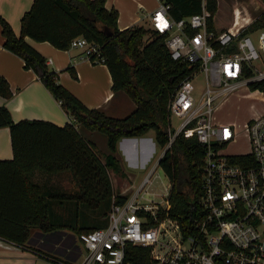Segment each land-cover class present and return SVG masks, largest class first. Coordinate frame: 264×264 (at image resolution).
Returning <instances> with one entry per match:
<instances>
[{"label":"trees","instance_id":"1","mask_svg":"<svg viewBox=\"0 0 264 264\" xmlns=\"http://www.w3.org/2000/svg\"><path fill=\"white\" fill-rule=\"evenodd\" d=\"M163 1L170 4L168 11L175 19L200 12L204 7L209 12L207 26L214 28L217 0ZM117 14L115 7H106L105 0H33L20 17L19 33L0 14L3 46L23 58L24 66L35 71L73 118L63 125L40 118L15 121L9 109L0 105V126L9 127L12 148L10 158H0L2 239L43 251L42 246L33 243L38 233L45 244L52 237L60 240L65 229L76 235L104 226L107 220L102 221L100 215L107 213L112 195L115 194L118 201L126 197L115 190L109 173L110 168L123 173L116 155L117 140L123 136H139L152 129L155 141L163 147L166 145L170 131L169 101L180 80L198 62L172 58L165 42L166 33L159 32L149 20L118 28ZM263 26L264 9L242 31L251 32ZM26 35L63 49L68 48L77 35L95 41L111 74L112 89L127 93L134 102L132 110L123 116H112L100 108L85 105L59 81L57 72L47 67L45 57L26 40ZM67 69L73 77L77 76L72 65ZM252 87L264 90V79L256 81ZM0 95H12L3 75H0ZM86 130L105 134L107 152L104 157L98 154ZM202 156L203 146L198 139L179 132L158 159L169 181V214L179 220L183 229L190 226L194 216L203 213L200 203ZM34 169L48 173L69 171L76 189L42 186L29 178ZM68 200L76 206V213L70 220L55 221L53 215L59 214L56 207H62ZM78 206L93 210V219L89 220L82 213L79 217ZM32 227L39 229L33 236ZM75 240L76 237L61 250L74 245ZM217 264L226 263L220 260Z\"/></svg>","mask_w":264,"mask_h":264},{"label":"built area","instance_id":"2","mask_svg":"<svg viewBox=\"0 0 264 264\" xmlns=\"http://www.w3.org/2000/svg\"><path fill=\"white\" fill-rule=\"evenodd\" d=\"M169 6L160 0L149 21L166 33L172 58L198 64L180 80L169 101V113L181 121L176 129L170 126L164 147L179 132L195 136L202 144L203 213L183 229L169 214V185L161 193L164 203L147 198L153 165L123 200L112 195L106 224L77 233L74 245L65 247L66 255L12 242L16 248H24L45 264H217L220 260L264 264V90L252 87L264 79V26L257 29L255 42L252 31H242L245 26L239 23L237 11L232 25L217 30L208 28L209 12L204 7L175 19ZM69 47L81 48L92 62L104 61L98 44L83 35L74 36ZM197 71L204 73L200 97L193 93L192 78ZM245 88L261 94L260 108L253 107L254 112L242 124L215 120L213 111L230 93ZM240 132L247 138L248 149L230 151Z\"/></svg>","mask_w":264,"mask_h":264},{"label":"crops","instance_id":"3","mask_svg":"<svg viewBox=\"0 0 264 264\" xmlns=\"http://www.w3.org/2000/svg\"><path fill=\"white\" fill-rule=\"evenodd\" d=\"M33 0H0V14L11 24L16 33L20 32V17L22 13L28 9ZM160 0H105L106 7H115L117 9V27L124 28L133 23L149 20L150 13L158 6ZM218 5V0H217ZM233 10V17L230 22L217 24L213 16V24L215 29L226 28L233 24L235 20V11L240 13L238 7ZM261 11V10H260ZM258 13L254 14L255 17ZM252 18L250 15H238L240 24L246 26ZM243 20V22H240ZM236 25V24H235ZM234 25V26H235ZM26 40L38 50L44 57L46 65L49 69L54 70L58 74L59 81L75 94L88 107H97L105 113L112 116H123L132 110L134 102L123 90L112 89L111 74L104 62H92L83 55L82 49L78 47L58 48L47 40H35L28 35ZM3 35L0 28V75L7 78L12 89L10 97L0 95V105H5L13 120L22 118H40L50 120L59 125L66 122H72L73 118L65 112L59 99L55 98L51 91L43 84L32 68L24 66V60L18 54L12 52L3 46ZM75 68L76 77H73L68 66ZM86 136L92 141L97 139L96 130H86ZM123 136L117 140L116 152L122 146V140L132 141L133 147L127 151V158L132 166L143 164L146 151V141L149 140L151 146L155 143L153 135L143 136ZM103 139V138H102ZM138 144V145H137ZM12 156V148L10 141V133L8 126H0V158H10ZM118 157V156H117ZM139 157L140 160H139ZM119 158V157H118ZM120 160V158H119ZM121 162V161H120ZM113 186L119 194H128V186L116 188L114 182L115 175L109 171ZM112 173V174H111ZM114 174H117L114 173ZM119 178H130L126 171L119 173ZM29 178L42 186L58 187L62 190L76 189V184L71 177L69 171L63 170L55 173H48L40 169H34ZM59 210L60 207H59ZM64 210V209H63ZM33 228V227H32ZM31 228V229H32ZM30 229V230H31ZM39 230V229H38ZM31 232L32 236L39 231ZM40 235L39 233L37 234ZM59 240L55 245H51L50 241L45 244L41 239H37L33 243L40 245L44 250H50L56 254L66 255L64 250L59 247ZM10 249L17 250L11 241L0 237V264H3L7 258V252ZM18 251V250H17Z\"/></svg>","mask_w":264,"mask_h":264},{"label":"rangeland","instance_id":"4","mask_svg":"<svg viewBox=\"0 0 264 264\" xmlns=\"http://www.w3.org/2000/svg\"><path fill=\"white\" fill-rule=\"evenodd\" d=\"M236 7H238V9L240 10L239 14L241 15V17L245 15L252 16V18L249 20V22H251L254 18L253 15L259 13L260 10L264 9V2L262 0H218L217 10L214 13L215 22L218 25L225 22H230L233 17L232 9H235ZM240 22H243V20H241ZM257 34V29L251 32V36L255 42ZM192 82L194 84V95L196 97H200L205 86L204 73L202 71H197L192 78ZM260 99L261 94L259 92L252 91V89L250 88H245L240 91H234L230 93L227 99L213 111V118L218 121H235L236 123L242 124V122L250 117L254 112L253 107L260 108ZM169 121L171 128L176 129L180 124L181 117L171 113ZM153 132L154 131L151 129L146 135L143 136H149L150 134L153 135ZM97 135V139L95 140L97 141L95 149L98 154L101 155V157H104L105 153L107 152L106 137L105 134L100 131H97ZM145 141L147 143V154L145 156L143 164H139V166L137 167L132 166L133 164L131 165L130 161L127 158V151L133 147L132 141L122 140L120 142L122 148L120 147L117 150L116 155L120 158L122 169L126 171L127 175H130V178H119V173L114 174L116 172L112 168H110V171L113 173L111 174L115 175L116 177V180L114 182L116 188L119 190L121 187L128 186V193L130 194L136 189V187L140 185L144 176L149 172L152 166L155 165V169L152 174V181L147 186L149 193H146L145 196L147 198L159 200L164 203L161 193L165 191V186L169 185V181L167 176L164 174L161 166H159L157 163L158 157L161 155L164 147L159 145L156 141H154L155 143H153L154 145L152 147L149 140ZM246 149H248L247 138L243 132H240L239 136L229 146V150L238 152ZM140 158L141 157H139V160ZM156 173H158L159 175L156 176ZM144 190L145 186L141 191ZM63 204L64 205H62V207L60 206L61 210H59V207H56V210L59 211L58 215L60 216L54 214L53 219L55 221L70 220V218H72L76 213V206H72V204L74 203H72L70 200L64 202ZM77 210V214L79 215V217L82 213V215L89 220L93 219V210L79 206L77 207ZM100 217L102 221H104V219H106V214L100 215ZM36 230H38V228L33 227L30 231L33 232ZM65 230L66 232L64 233L63 237L59 240V242L56 243H59L60 248L68 244L67 242H70L76 237V235H74V231L70 229ZM34 238H36V241L37 239H39V236L36 235L34 236ZM56 241L57 240L55 239V237H52L50 240V244L55 245ZM54 247L57 246L55 245ZM17 250H8L7 258H4L5 260H3V264H45V261L32 254L31 252L24 250V248L19 247Z\"/></svg>","mask_w":264,"mask_h":264},{"label":"water","instance_id":"5","mask_svg":"<svg viewBox=\"0 0 264 264\" xmlns=\"http://www.w3.org/2000/svg\"><path fill=\"white\" fill-rule=\"evenodd\" d=\"M159 159V158H158Z\"/></svg>","mask_w":264,"mask_h":264}]
</instances>
